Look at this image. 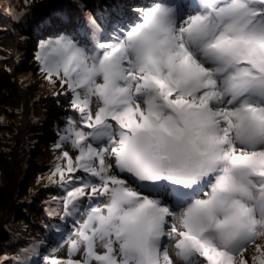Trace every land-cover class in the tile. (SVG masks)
Instances as JSON below:
<instances>
[{"label":"snow or ice","instance_id":"6c2138e0","mask_svg":"<svg viewBox=\"0 0 264 264\" xmlns=\"http://www.w3.org/2000/svg\"><path fill=\"white\" fill-rule=\"evenodd\" d=\"M136 14L88 13L85 32L111 28L108 42L40 45L82 125L69 121L56 147L77 155L49 177L75 238L43 264H264V0Z\"/></svg>","mask_w":264,"mask_h":264},{"label":"rangeland","instance_id":"374dc122","mask_svg":"<svg viewBox=\"0 0 264 264\" xmlns=\"http://www.w3.org/2000/svg\"><path fill=\"white\" fill-rule=\"evenodd\" d=\"M3 1L13 6L12 11L14 12L15 22L12 20L0 21V233L2 234H0V238L9 233L7 232L8 229L11 230L10 234L6 236L7 240L0 239V264H38L39 262L43 264V260H40L39 256L29 263L30 252L37 253L44 250V248H53L54 246L51 244L54 242V238L51 240L46 237L45 245H42L44 248H42L38 242V235L48 230L50 233L47 234L54 237L55 231L53 228L56 229L62 226L60 222H63V229L68 230L64 234V239H67L65 245L69 246L71 240L75 237L72 236L73 233L70 231L72 225L69 223V228V226H66V221L71 220L74 223L77 217L60 219L63 216V196L59 197V195L65 190H55L53 192L55 194L48 198L40 197L42 195H40L39 185L42 182L39 183L38 181L40 178L49 175V167L54 171L56 164L60 163L58 157L61 156L62 152L57 156L56 163L51 165L48 162L47 165H43L44 160L51 161L52 158L50 155L47 157L46 151L57 149L56 141L61 142L60 137L61 134L64 135L65 129L62 126L66 125L68 120L64 119L65 111L61 110V105L65 104L53 100L54 92L60 91L59 88L62 87L60 82L57 84L58 79L56 77H53L56 83L49 82L42 71L43 66H40L37 59L41 51L40 45L44 43L43 39L46 35L41 34L38 37L39 40L36 41V35L31 37L29 30L35 22L39 21V13L42 15L46 12L48 18L44 19L51 23L56 19L58 20L59 15H63L62 21H70V18H74L71 15L74 14V19L79 23L84 14L98 10L99 8L96 7L101 6L107 0ZM84 4H87L88 7L82 8L81 6ZM54 5L62 6V8L56 9V11H59V15L55 14ZM75 11H79L80 14ZM27 16L30 18L28 19ZM25 20L28 21L25 22ZM42 25L43 23L33 27V29H40ZM59 31H61L59 27L53 30V34L49 35L51 36L50 40L62 37L57 34ZM77 40L79 39L77 38ZM78 42L83 43L81 40ZM87 46L91 47V45ZM37 68L38 71H36ZM35 73H39L38 76L35 77ZM55 85H59V88ZM63 92L64 97L69 99L70 95L68 93L70 92L67 89ZM15 94L19 98L18 104L14 100ZM38 95L43 96L39 99ZM33 96L35 97L33 98ZM6 101L8 102L5 103ZM49 104L55 106V112L49 109ZM66 106H69V103ZM50 115L57 116V126H50L49 129L47 119L50 120ZM52 120L54 119L52 118ZM35 121L41 123L42 128L39 129L41 132L32 130ZM80 126L82 125L79 124ZM5 127H8L11 131L7 132L8 130ZM44 131H50L48 133L52 137L45 136ZM44 144L46 146H43ZM69 149L70 156L77 153L71 145ZM40 173L43 174L37 177V174ZM32 184L37 188L33 192H29L31 190L27 189ZM25 192L33 194L32 198L27 200V202L32 203L31 208L26 207L25 202L21 201ZM84 207H87L86 203ZM50 211L57 213V215H49ZM20 216L23 218L18 219ZM79 219L82 221V217ZM55 235L58 236V234ZM261 242L264 241L257 240V243ZM253 247L250 246L245 252L246 257H251ZM169 250L170 255H173L171 246H169ZM62 253V251H56L57 255Z\"/></svg>","mask_w":264,"mask_h":264},{"label":"trees","instance_id":"16d2710c","mask_svg":"<svg viewBox=\"0 0 264 264\" xmlns=\"http://www.w3.org/2000/svg\"><path fill=\"white\" fill-rule=\"evenodd\" d=\"M67 25V24H66ZM34 29H37L36 31H39V30H41L42 29V27L39 29V28H34ZM39 63H40V66H42V64H41V62L39 61ZM40 69V68H39ZM36 71H38V68L36 69ZM38 74L39 73H35V77H36V75L38 76ZM28 82V81H27ZM33 82H35V81H33ZM59 83V80L57 81V84ZM56 87H59V85H55ZM60 89H63V90H65V89H67L66 88V86H64V87H60ZM70 96H69V106L67 107V106H65V105H61V110H63V111H65V116L64 117H67V120H68V122H67V124L66 125H64V126H62L63 128H67L68 127V123H69V121H74V122H77V126L79 127V119H80V114L77 112V111H75L72 107H71V100H72V94L71 93H68ZM17 94H15V98H14V100L17 102L16 104H18L19 103V101H18V99L19 98H17ZM43 96V95H42ZM35 96H33V98H34ZM1 99V98H0ZM58 100H60V102L62 103V104H64V102H63V98H58ZM8 101H6L5 103H7ZM49 109H51L52 111H56L55 109H54V105L53 104H49ZM64 107V108H63ZM60 110V109H59ZM60 110V111H61ZM66 111H67V115H66ZM51 113V112H50ZM56 115H50V120H48L47 119V121H48V126H49V129H50V126H57V119H56ZM52 118L54 119V120H52ZM10 124V123H9ZM33 125L34 126H32V130L34 129V130H38V131H40L41 132V130H39V129H41L42 127H41V123L39 122H37V121H35L34 123H33ZM6 128V130H8L7 132H10L11 130L8 128V127H5ZM4 129V128H3ZM2 129V130H3ZM65 130V129H64ZM48 132H50V131H44V133H45V136H48V137H52V135L50 134V133H48ZM61 134V133H60ZM63 134H65L64 132H63ZM61 136H62V134H61ZM47 138V137H46ZM53 142V141H52ZM58 142V141H57ZM58 143H61V142H58ZM70 144L68 143V144H63V146H62V148H60V149H62V150H64L67 146H69ZM43 146H46L45 144L43 145ZM42 150V149H41ZM48 162H50L51 163V165L52 164H54L55 162H56V160H54V158H52L51 159V161H43V165H47L48 164ZM49 163V164H50ZM42 167V166H41ZM51 168V167H50ZM52 173H53V171L51 170V173L47 176V177H42V178H40V182H42L43 184H41V185H39V183H38V185H39V189L41 190L40 191V195H42V196H40L41 198H44V197H49L50 195H51V193L54 195L55 193H53L55 190L56 191H63L64 190V188H61L60 187V185L58 184V183H51L50 182V180H49V177L52 175ZM42 175V173H40V176ZM80 175H83L82 173H80ZM37 177H39V174H37ZM34 184H32V186H29V188L27 189V190H31V191H29V192H33V190H35V188H37V187H35V186H33ZM44 185V186H43ZM39 192V191H38ZM63 194V193H62ZM61 194V195H62ZM23 199H21V201L24 203L25 202V206L26 207H28V208H31L32 207V203L31 202H27V200L28 199H31L32 198V196H33V194H31V193H24L23 194ZM22 203V204H23ZM25 207V208H26ZM21 218H23L22 216H20L18 219H21ZM63 227V225L61 226V228ZM61 230V229H60ZM60 230H57L56 231V233L55 234H58V236H60L61 235V233H59L60 232ZM62 230H63V228H62ZM7 232H9L8 234H10V232H11V230L10 229H8L7 230ZM43 232H41V234L40 235H38V242H39V245H41V247L42 248H44V246H42V245H45L44 244V241H45V237H47V238H49V239H53L54 238V242H55V240L57 239V236L54 234V237L53 236H50V235H48L46 232H44L43 234H42ZM1 234V233H0ZM8 234L6 235H4V232H3V235L4 236H2V238H0V239H2V240H4V239H6L7 240V237L6 236H8ZM2 235V234H1ZM1 240V241H2ZM49 244V243H48ZM53 244V243H52ZM51 244V245H52ZM50 249L51 248H44V250H40L41 252L42 251H44V252H49L50 251ZM25 250V249H24ZM61 250V249H60ZM40 251H38L37 253H34V252H30V257H29V263L30 262H32L33 260H35L38 256H39V253H40ZM66 253V252H65Z\"/></svg>","mask_w":264,"mask_h":264},{"label":"water","instance_id":"95a60500","mask_svg":"<svg viewBox=\"0 0 264 264\" xmlns=\"http://www.w3.org/2000/svg\"><path fill=\"white\" fill-rule=\"evenodd\" d=\"M44 14H46V12H44L42 15H44ZM38 15H39V17H41V16H42V15H41V13H39Z\"/></svg>","mask_w":264,"mask_h":264},{"label":"bare ground","instance_id":"6f19581e","mask_svg":"<svg viewBox=\"0 0 264 264\" xmlns=\"http://www.w3.org/2000/svg\"><path fill=\"white\" fill-rule=\"evenodd\" d=\"M72 16V15H71ZM71 19V18H70ZM78 22V21H77Z\"/></svg>","mask_w":264,"mask_h":264}]
</instances>
